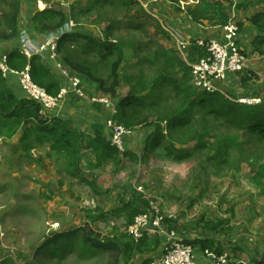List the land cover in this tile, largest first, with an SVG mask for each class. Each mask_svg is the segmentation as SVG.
Masks as SVG:
<instances>
[{
	"label": "rangeland",
	"instance_id": "rangeland-1",
	"mask_svg": "<svg viewBox=\"0 0 264 264\" xmlns=\"http://www.w3.org/2000/svg\"><path fill=\"white\" fill-rule=\"evenodd\" d=\"M88 1L24 0L21 20L34 19L44 7L69 13L73 5L81 3L85 7ZM135 3L117 15L122 24L115 31V38L126 45V66L148 54L141 45L147 44L153 50L158 43L174 47L163 28L166 18H157L151 13L145 17ZM70 18L74 29L88 31L97 38L103 36V26L95 25L94 18L76 20L75 15ZM138 24L141 26L136 27ZM122 86L120 99L128 90ZM86 89L85 98L78 100L92 104L94 98L110 99L92 86L86 85ZM118 99L111 98L110 105H117ZM97 103L102 106L92 110L106 120L110 111L105 104ZM40 114L52 118V113L44 109ZM66 115L73 117V114ZM148 130L136 129L138 133L127 138L139 136L137 143L126 148L138 160L121 155L120 163L110 161L98 168L94 155L87 154L80 172L74 173L66 156L49 145L40 144L34 137L19 144L11 140L10 130L0 127V264H111L110 254L100 252L88 257L89 250L81 246L79 234L70 239L60 237L48 248L47 254H38L37 250L58 234L84 227L93 228L104 238L128 235L130 224L123 207L133 198L146 206L149 201H157L166 213L176 216L175 224L182 233H204L203 239L212 236L211 243L222 244L225 247L222 254L230 255L229 264L263 263L264 144L251 148L247 145L242 152L236 150L225 163L209 161V154L201 150L176 161L161 146L144 159ZM227 137H237L238 142L245 138L240 132L221 129L216 132L214 147ZM194 144V139L182 136L174 142L176 148ZM215 225L219 228L215 229ZM131 263L139 264V261L133 259Z\"/></svg>",
	"mask_w": 264,
	"mask_h": 264
},
{
	"label": "trees",
	"instance_id": "trees-1",
	"mask_svg": "<svg viewBox=\"0 0 264 264\" xmlns=\"http://www.w3.org/2000/svg\"><path fill=\"white\" fill-rule=\"evenodd\" d=\"M23 1L0 0V42L19 39ZM135 2L89 0V5L85 7L81 3L73 5L69 13L52 9L38 11L33 19L34 31L46 35L60 30L69 23L70 15H75L76 20L94 18L95 25L103 26V36L100 38L80 30L63 35L57 50L59 59L67 70L80 77L86 85L114 100L118 98L122 85L128 87L126 96L119 99L115 119L133 132L136 129H149L144 159L145 155L153 154L161 146L176 161L201 150L209 154V161L225 163L236 150L242 152L247 145L251 148L253 145L264 144V99L260 104L248 105L221 92L211 94L201 91L194 84L191 67L182 55L160 43L156 44L155 50L147 44L141 45L146 47L148 54L126 66V45L115 38V31L122 24L117 15L123 8L132 7ZM227 3L202 0L195 10H188V16L196 23L209 20L225 26L233 6V2ZM110 9L113 12H109ZM143 11L142 15L148 16ZM250 22L260 33L253 46L256 51L264 53V11L256 14ZM191 53L198 57L207 56L204 50L195 45L191 47ZM136 56L134 54L132 57ZM42 60L37 55L27 59L21 51L8 54L11 69L21 72L29 67L33 81L45 88L49 95L56 97L62 88L60 81ZM99 71L102 75H99ZM93 105V108L102 106L99 103ZM41 110L43 108L33 100L16 96L8 88L0 71V127L10 130L12 136L20 134L22 141L34 137L40 144L49 145L58 154L66 156L74 173L80 172L86 151L94 155L98 168L110 161L118 160L120 163L121 155L131 160L139 159L129 150L120 152L112 146L106 137L103 123L93 124L92 135L86 137L72 121L43 116ZM221 129L240 132L245 138L243 142H238L237 137H227L220 140L215 148L216 132ZM181 136L194 139L195 144L192 147L176 148L174 142ZM180 144L183 145V142ZM123 208L127 223L132 224L135 216L145 211L146 204L133 198ZM214 228H219V225ZM76 234L82 236L80 244L89 250L86 254L88 257H94L100 252L110 254L111 264H129L137 251H157L159 246L157 239L146 238L136 242L126 234L104 238L93 228L84 227L56 235L55 239L48 240L37 252L47 254L48 248L56 244L57 239H70ZM202 247L201 250L211 249L218 254L224 251L223 246L215 247L212 243L202 244ZM256 264L260 263L256 261Z\"/></svg>",
	"mask_w": 264,
	"mask_h": 264
},
{
	"label": "built area",
	"instance_id": "built-area-1",
	"mask_svg": "<svg viewBox=\"0 0 264 264\" xmlns=\"http://www.w3.org/2000/svg\"><path fill=\"white\" fill-rule=\"evenodd\" d=\"M53 7H44L41 11ZM75 24L72 20L62 29L44 35L43 42H37L30 32L23 30L20 33V51L27 59L33 56L41 58L47 55V59L56 62V66L61 70L64 77L68 79V85L61 88L58 96L53 97L47 90L36 84L30 74V68L24 71H15L10 68L8 54H0V71L5 78L16 76L19 79L20 87L25 97L38 103L44 110L52 112L57 110L71 96L84 99L86 96V84L82 79L73 75L61 63L58 55V45L60 39L66 33L73 32ZM237 22L230 21L222 27L223 34L220 39L200 40L196 46L204 48L206 57L200 58L197 62L191 63V73L193 82L198 89L206 93L221 92L219 85L230 79L231 75H237L247 70L249 58L242 52L238 45L240 29ZM190 44L180 41L179 52L184 61L188 58L187 50ZM222 93V92H221ZM110 98V97H109ZM111 99V98H110ZM108 98H94L105 104L110 111V115L105 121L107 138L113 146L120 152L126 151V139L132 136L133 131L118 123L115 119L117 105L111 104ZM240 103L257 105L262 102L261 98L239 99ZM176 216L166 213L157 201H149L145 211L136 215L132 224L127 228L128 235L136 242L143 239H161V250L153 257V264H229L228 253L218 254L211 249H205L203 257L198 255L201 251L197 246L187 242L184 233L175 224Z\"/></svg>",
	"mask_w": 264,
	"mask_h": 264
},
{
	"label": "crops",
	"instance_id": "crops-1",
	"mask_svg": "<svg viewBox=\"0 0 264 264\" xmlns=\"http://www.w3.org/2000/svg\"><path fill=\"white\" fill-rule=\"evenodd\" d=\"M75 0H69L72 3ZM140 10L143 12L151 13L156 15L157 18L165 17V27L164 30L168 33L167 36L174 43V47L167 48L173 49L176 52H179V43L180 41H185L190 44V47L187 50L188 58H185V62L189 66V61L191 63L197 62L200 58L191 53V47L195 45L197 41L200 40H209V39H220L223 34L222 26L217 25L215 22L209 20H202L201 23L194 22L188 16V10H195L202 2V0H135ZM228 2L227 4H232L229 21L236 20L238 24H241V33L239 38V45L243 52L248 56L250 62L248 68L243 73L237 75H231L230 79L219 85V90L234 98V99H245V98H261L264 99V53L256 51L253 42L260 35L256 28L251 24L250 19L253 18L259 12L264 11V0H236L237 4L232 0H218ZM31 4L29 5V7ZM25 10V4L22 7V12ZM58 10V9H52ZM71 11V10H70ZM66 12V11H65ZM70 17V16H69ZM22 18V16H21ZM71 19V18H70ZM25 24H29V27ZM21 30H27L32 34V37L37 42L44 41V34H39L32 28L33 19L21 20ZM25 25V26H24ZM32 25V26H31ZM240 26V25H239ZM35 33H34V32ZM74 32L79 31L74 29ZM196 46V45H195ZM202 49V48H201ZM203 50V49H202ZM13 51H20V40L16 39L15 41L10 42H0V54L7 53L10 54ZM44 63L48 66L51 72L59 79L61 87L68 85V79L63 76L60 69L57 68L56 62L48 61L47 55L42 58ZM184 60V59H183ZM8 88L19 98L25 97L20 84L19 79L16 76H9L5 78ZM123 89V86L122 88ZM118 91V98L120 99ZM126 96V93L123 97ZM76 97L72 96L68 98L57 110L52 111V118L57 117L63 120L72 121L75 127L85 133L86 137L92 135V125L95 123H103L105 126L104 117L101 114H96L92 110L93 104H87L86 101L78 100ZM116 100V101H119ZM115 101V102H116ZM104 108V107H103ZM58 113V114H57ZM64 114V116H62ZM66 114H73V117H69ZM75 114L78 115L74 116ZM108 118V117H107ZM106 118V119H107ZM106 131V128H105ZM138 132H133L132 135L137 134ZM107 137V132H106ZM139 136L131 137L127 139L126 148L130 149L133 144L138 142ZM17 140L19 144H22V136L20 134L14 135L11 140ZM108 139V138H107ZM87 154H91L89 151H86L84 154L83 160L86 158ZM93 155V154H91ZM95 164V162H94ZM82 167V166H81ZM80 167V168H81ZM121 211V210H120ZM184 233V232H183ZM184 238L190 241L192 244H198V248L203 249L202 244L211 243L213 237L209 236L207 239H203L205 235L198 233L196 235L184 233ZM159 241L158 250L152 249L151 251L145 250L141 253L137 251L134 254L133 259L139 261V264H153L154 255L161 250V239L154 238ZM152 239V240H154ZM196 242V243H194ZM202 242V243H201ZM215 247L223 246L222 244L215 243ZM224 247V246H223ZM225 249V247H224ZM201 250V249H200ZM138 253V254H137ZM131 260V262L133 261ZM152 260V261H151ZM129 264H132V263Z\"/></svg>",
	"mask_w": 264,
	"mask_h": 264
},
{
	"label": "bare ground",
	"instance_id": "bare-ground-1",
	"mask_svg": "<svg viewBox=\"0 0 264 264\" xmlns=\"http://www.w3.org/2000/svg\"><path fill=\"white\" fill-rule=\"evenodd\" d=\"M240 29V28H239ZM210 40V39H209ZM205 41H208V40H205ZM238 45H239V43H238ZM239 47H240V45H239ZM204 51H205V49L204 48H202ZM206 52V51H205ZM242 52H243V50H242ZM244 53V52H243ZM206 54H207V52H206ZM245 54V53H244ZM73 74V73H72ZM73 75H75V74H73ZM211 94H213V93H211ZM72 97V96H71ZM77 98V97H76ZM94 102H98V100H95ZM119 123V122H118ZM122 125V124H121ZM106 128V127H105ZM112 145V144H111ZM113 146V145H112ZM115 147V146H114ZM116 148V147H115ZM187 242H189V243H191L190 241H187ZM194 245V244H193ZM203 253H204V250L203 251H199V253H198V255L200 256V257H203Z\"/></svg>",
	"mask_w": 264,
	"mask_h": 264
},
{
	"label": "clouds",
	"instance_id": "clouds-1",
	"mask_svg": "<svg viewBox=\"0 0 264 264\" xmlns=\"http://www.w3.org/2000/svg\"><path fill=\"white\" fill-rule=\"evenodd\" d=\"M238 24V23H237ZM239 25V24H238ZM223 27V26H222ZM241 32V31H240Z\"/></svg>",
	"mask_w": 264,
	"mask_h": 264
}]
</instances>
